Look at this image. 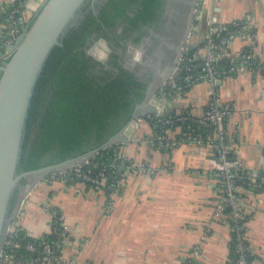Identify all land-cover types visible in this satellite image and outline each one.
<instances>
[{
  "label": "crops",
  "instance_id": "crops-1",
  "mask_svg": "<svg viewBox=\"0 0 264 264\" xmlns=\"http://www.w3.org/2000/svg\"><path fill=\"white\" fill-rule=\"evenodd\" d=\"M43 2L24 0V14L32 16ZM17 3L0 0V35L8 30L6 14ZM204 4L208 9L212 4L222 20L243 19L255 29L254 40L236 36L230 50L253 47L264 54V0H205ZM5 53L0 51V60ZM216 89L220 99L233 106L227 132L235 164L264 171V76L241 71L218 80ZM171 100L178 109L201 111L209 102L208 85L196 82ZM150 132L148 121L139 118L120 150L136 162L148 163L154 172L131 175L121 193L111 198L95 185L61 176L19 185L11 208L15 233H47L48 208L53 207L67 225L61 252L74 260L72 264H182L188 258L190 264H224L230 225L215 208L214 157L205 146L183 141L179 126L166 129V137L174 141L167 151L144 142ZM243 197L248 214L245 235L256 253L250 264H264V189H248Z\"/></svg>",
  "mask_w": 264,
  "mask_h": 264
},
{
  "label": "built area",
  "instance_id": "built-area-1",
  "mask_svg": "<svg viewBox=\"0 0 264 264\" xmlns=\"http://www.w3.org/2000/svg\"><path fill=\"white\" fill-rule=\"evenodd\" d=\"M201 2L202 8L199 11L195 9L198 20L192 23L169 76L147 94L146 104L154 106L155 111H147L143 116L148 123L149 119L159 123L160 130H153L152 126L157 127L156 124L149 123L151 132L146 134L143 140L149 145L157 144L155 149L158 150L171 149L174 141L166 137L164 128L173 125L180 128L183 126L181 138L205 146L214 157L211 174L216 192V211L224 213L228 222L231 218L232 224L237 225L247 207V201L240 196V193L249 188L243 184L260 187L264 182V172L258 173L257 170L243 172L230 158L227 121L233 106L220 99L216 82L241 71L264 76V54L253 47L230 50L231 41L236 36L254 40L255 29L243 19L222 20L213 12L212 4L208 9L204 4L205 0ZM207 9L209 11H206ZM34 14L30 17L24 14V0L11 6L5 17L9 28L5 35H0V51H5V46L12 44L17 36L27 29ZM199 39L201 42L198 41ZM190 44H193L192 48ZM196 82H206L208 85L207 105L201 111L189 107L184 109L175 107L171 99L180 98ZM168 104L171 105L170 110L167 109ZM201 127L209 129L211 134L203 137L200 133L194 132L196 128ZM94 154L70 167L52 170L50 177L61 176L67 179L79 177L82 181H89L102 190L110 189L111 196H114L131 175L139 172H154V168L148 163L136 162L121 150H113L114 158L111 162L102 163L99 170L93 172L90 164L97 163ZM48 211L50 214L48 232L54 238L47 240L30 235L31 239H29L19 236L15 233V218H12L6 226L0 246L1 264L74 263V260L64 258L61 252L68 238V228L62 215L53 207L48 208ZM229 225L231 227L230 222ZM242 237L247 239L246 235ZM186 260V262L182 261V264H190V258ZM246 262L241 254L238 263L246 264Z\"/></svg>",
  "mask_w": 264,
  "mask_h": 264
},
{
  "label": "trees",
  "instance_id": "trees-1",
  "mask_svg": "<svg viewBox=\"0 0 264 264\" xmlns=\"http://www.w3.org/2000/svg\"><path fill=\"white\" fill-rule=\"evenodd\" d=\"M150 2L151 0H96L95 8L90 7V1L82 8L78 23L60 38L61 44L51 49L35 83L16 165L18 172L52 164L98 147L131 118L135 105L146 94L147 83L115 61L109 67L95 59L86 51L87 40L95 34V37L116 41L117 20L124 24L122 32H125L128 24H135L137 19L144 18ZM137 4L143 8L138 9L135 15H129L127 11H133ZM149 123L156 124L157 127L152 126L153 130H160L159 123L150 119ZM174 126H167L163 131ZM194 132L203 137L211 134L209 129L202 127L196 128ZM121 143L111 142L97 149L94 152L97 163L90 164L92 171H98L102 163H110L114 158L113 150L120 151ZM156 145L152 143L150 146L155 148ZM228 154L232 158L230 149ZM236 167L243 172L251 171ZM262 172L264 171H258ZM72 180L81 178L69 179ZM84 182L94 185L86 180ZM243 185L254 191L264 189V182L260 187L245 183ZM123 188L124 186L120 187L116 194H120ZM103 191L108 198L112 197L110 189L103 188ZM16 193L15 190L10 209L14 205ZM240 196L243 197L244 192ZM227 209L226 207L225 210ZM247 219V212L243 213L237 225L232 224L229 218V251L224 264H240L238 258L241 254L246 259V264H250L256 257L248 240L242 237L246 234ZM19 236L31 239L27 234ZM40 237L47 240L54 238L49 232Z\"/></svg>",
  "mask_w": 264,
  "mask_h": 264
},
{
  "label": "water",
  "instance_id": "water-1",
  "mask_svg": "<svg viewBox=\"0 0 264 264\" xmlns=\"http://www.w3.org/2000/svg\"><path fill=\"white\" fill-rule=\"evenodd\" d=\"M88 1L90 7L95 8L96 0H44L27 29L12 44L5 46L4 57L8 58L0 60V246L6 226L12 219L10 204L21 178L77 164L100 147L114 142L116 138L119 142H127L141 115L147 111H155L154 106L144 102L145 112L138 111L142 106V102H139L135 105L131 118L98 147L52 164L17 171L25 120L37 78L51 49L61 44L60 38L78 23L82 8ZM201 8V1H198L197 10ZM198 41L201 42V39ZM192 47L193 44H190V48ZM149 92L150 90L146 95ZM167 109H171L170 104ZM28 187L25 185V189Z\"/></svg>",
  "mask_w": 264,
  "mask_h": 264
},
{
  "label": "flooded vegetation",
  "instance_id": "flooded-vegetation-1",
  "mask_svg": "<svg viewBox=\"0 0 264 264\" xmlns=\"http://www.w3.org/2000/svg\"><path fill=\"white\" fill-rule=\"evenodd\" d=\"M100 1L103 0H98ZM198 1L201 0H151L144 12V18L137 19L135 24H128L125 32H122L124 24L118 23L120 20H117L116 41H107L101 36L95 37V34H92L87 44L89 46L93 39H104L115 48L116 56L100 61L109 67H112V61H115L130 70L147 83V90L163 65L172 63L173 67L178 53L173 55L172 49L178 45L179 52L192 23L198 20L195 11ZM140 8L143 6L137 4L133 7L134 12L129 10L127 13L135 15ZM146 97L145 94L142 102L146 103Z\"/></svg>",
  "mask_w": 264,
  "mask_h": 264
},
{
  "label": "rangeland",
  "instance_id": "rangeland-1",
  "mask_svg": "<svg viewBox=\"0 0 264 264\" xmlns=\"http://www.w3.org/2000/svg\"><path fill=\"white\" fill-rule=\"evenodd\" d=\"M87 51L94 55L97 59L99 60H108L109 58H111L112 56H116V51H115V48L112 47L110 44H108L104 39L102 38H99V39H93L89 46H87ZM118 51V50H117ZM172 52H173V55H176L178 53V45H176L173 49H172ZM128 57V56H127ZM126 57V58H127ZM125 58V59H126ZM127 63H128V58H127ZM172 64V63H171ZM171 64L170 65H163L159 70H158V73H157V77L155 80H152V82L149 84L148 88L146 90V92L148 90H153L155 89L158 85H161V83L163 82V80L165 78H167L171 72ZM166 80V79H165ZM142 102V101H141ZM146 106L143 105V102H142V106L138 108V111L140 112H145V108ZM145 114V113H144ZM143 114V115H144ZM143 115H141V118L144 117ZM115 140V141H114ZM113 141L114 142H117V138L114 139ZM72 165H68L66 167H70ZM62 170L63 168L60 166L58 169H51L50 171L46 172V173H37L36 175H29L27 178H21V180H19V185H21L22 183L25 184L28 180H38V179H41L43 177H48L50 176V173L52 170ZM17 186V187H18Z\"/></svg>",
  "mask_w": 264,
  "mask_h": 264
}]
</instances>
